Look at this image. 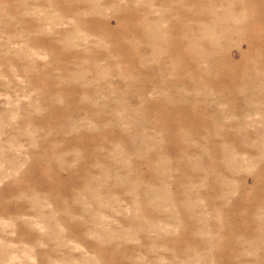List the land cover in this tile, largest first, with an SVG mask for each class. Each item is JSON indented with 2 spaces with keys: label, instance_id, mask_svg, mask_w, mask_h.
Masks as SVG:
<instances>
[{
  "label": "rangeland",
  "instance_id": "374dc122",
  "mask_svg": "<svg viewBox=\"0 0 264 264\" xmlns=\"http://www.w3.org/2000/svg\"><path fill=\"white\" fill-rule=\"evenodd\" d=\"M0 264H264V0H0Z\"/></svg>",
  "mask_w": 264,
  "mask_h": 264
}]
</instances>
